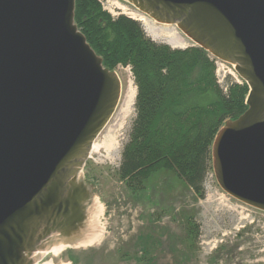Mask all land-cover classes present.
<instances>
[{
  "label": "water",
  "instance_id": "obj_1",
  "mask_svg": "<svg viewBox=\"0 0 264 264\" xmlns=\"http://www.w3.org/2000/svg\"><path fill=\"white\" fill-rule=\"evenodd\" d=\"M177 25L248 84V108L212 146L217 181L264 211V0H127ZM76 0H0V264L84 238L94 201L82 170L122 81L75 21Z\"/></svg>",
  "mask_w": 264,
  "mask_h": 264
},
{
  "label": "trees",
  "instance_id": "obj_2",
  "mask_svg": "<svg viewBox=\"0 0 264 264\" xmlns=\"http://www.w3.org/2000/svg\"><path fill=\"white\" fill-rule=\"evenodd\" d=\"M75 21L105 66L115 70L130 66L135 78L136 117L122 150L119 181L135 203L150 185L162 189L163 195L156 211L141 213L137 233L110 254L115 264H164L160 258L168 245L171 262L166 264H193L200 252L197 211L190 207L169 211L174 186L163 179L171 174L196 201L205 197V182L213 170V142L226 121L248 108L249 86L230 75L225 84L219 83L215 59L208 51L198 45L182 48L158 42L147 35L141 21L124 13L113 15L100 0H76ZM208 92L216 95L209 104L180 108L187 94ZM164 214L180 221L181 233H172L161 223ZM224 247L221 243L215 252ZM75 252L67 249L63 257L77 263L81 258ZM86 259L109 264L105 256Z\"/></svg>",
  "mask_w": 264,
  "mask_h": 264
},
{
  "label": "rangeland",
  "instance_id": "obj_3",
  "mask_svg": "<svg viewBox=\"0 0 264 264\" xmlns=\"http://www.w3.org/2000/svg\"><path fill=\"white\" fill-rule=\"evenodd\" d=\"M103 5L113 15L124 13L141 21L147 35L158 42L182 48L193 45V41L177 25L159 22L127 0H103ZM141 17H145L149 22L143 21ZM154 28L164 29L173 35L171 37L155 35L153 34ZM181 38L187 41L184 46L178 45L177 41ZM116 70L121 74L123 81L121 100L115 114L96 140L100 149L91 153L82 170V177L86 181L93 180L94 198L98 197L104 205L103 219L107 232L99 243L93 246L82 248L68 246L57 256L52 252L41 256L39 263L50 259L56 263L59 261L70 264L104 263L101 259L87 260L86 255H90V258L105 256L104 261L107 260L109 264H115L116 261L110 254L112 250L137 233L138 228L142 225L140 215L143 211H156L155 209L161 203L162 189L152 185L145 194L146 196L136 203L133 202L129 198L126 187L118 179L122 150L129 140L132 124L136 117V98L126 118L121 115L126 85L130 80L133 85L136 86V84L130 66L120 65ZM235 73L239 82L244 81L236 71ZM229 75L228 73L227 76ZM230 76L235 80L234 76ZM225 80L226 78L221 83L225 84ZM215 98L214 92L190 93L185 96L180 108L186 109L196 104L207 105ZM163 182H171L174 186L168 201L171 206L169 211L174 207L176 211L182 207H190L197 211V220L201 230L200 252L198 259L193 264H264V211L239 201L223 190L217 181L214 169L209 173L205 182V197L198 201L195 200L192 192L178 183L175 176L169 174L163 179ZM161 223L172 233L178 234L182 231L180 221L174 219L171 214H164ZM221 243H224L225 247L215 252ZM167 246H164V255L160 258V262L164 264L171 262V254L168 252ZM67 249L76 251L75 253L81 260L74 263L73 258L72 260L67 258L68 255L63 257L64 251ZM92 249L97 252L93 253ZM71 255L73 256V253Z\"/></svg>",
  "mask_w": 264,
  "mask_h": 264
},
{
  "label": "bare ground",
  "instance_id": "obj_4",
  "mask_svg": "<svg viewBox=\"0 0 264 264\" xmlns=\"http://www.w3.org/2000/svg\"><path fill=\"white\" fill-rule=\"evenodd\" d=\"M141 19L145 22H149L145 17H141ZM153 34L161 35V36L164 35V36H169V37L173 35L165 31L164 29L160 30V28H154ZM177 42H178V45H181V46H184L187 43L186 39H183V38L179 39ZM119 76L122 81L121 74H119ZM122 85H123V81H122ZM136 94H137V88L135 85H133L132 81L130 80L128 84L126 85L125 100H124V105H123L122 112H121L122 113L121 115L123 116V118H126L130 108L134 105ZM99 149H100V145L97 142H95L91 153L93 151H98ZM103 218H104V205L98 197H95L93 204L91 206L90 215H87V219H86L87 224H86V230L84 232V238L81 239L77 243L69 244V243L62 242L60 245H53L51 249H47L43 252L38 253L39 257L49 252H52L55 256H57L68 246L82 248V247L93 246L99 243V241L102 239V237L107 232L106 223ZM36 264H70V263L63 262V261H59L58 263H56L54 260L50 259L42 263H39V260H38Z\"/></svg>",
  "mask_w": 264,
  "mask_h": 264
},
{
  "label": "built area",
  "instance_id": "obj_5",
  "mask_svg": "<svg viewBox=\"0 0 264 264\" xmlns=\"http://www.w3.org/2000/svg\"><path fill=\"white\" fill-rule=\"evenodd\" d=\"M100 1L103 3V0H100ZM107 1H109V0H107ZM216 64H217V74H218L220 82H222L225 79V77L228 73H230L236 77V74L233 71V69H234L233 65H231L227 62H224L222 60H219V59H216Z\"/></svg>",
  "mask_w": 264,
  "mask_h": 264
}]
</instances>
